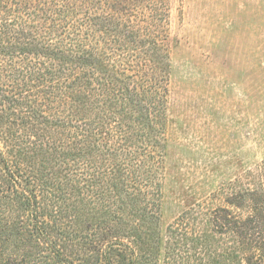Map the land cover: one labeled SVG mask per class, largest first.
Masks as SVG:
<instances>
[{"label": "trees", "instance_id": "obj_1", "mask_svg": "<svg viewBox=\"0 0 264 264\" xmlns=\"http://www.w3.org/2000/svg\"><path fill=\"white\" fill-rule=\"evenodd\" d=\"M170 0H0V264H264V159L166 227Z\"/></svg>", "mask_w": 264, "mask_h": 264}, {"label": "rangeland", "instance_id": "obj_2", "mask_svg": "<svg viewBox=\"0 0 264 264\" xmlns=\"http://www.w3.org/2000/svg\"><path fill=\"white\" fill-rule=\"evenodd\" d=\"M158 232L264 159V0H170Z\"/></svg>", "mask_w": 264, "mask_h": 264}]
</instances>
